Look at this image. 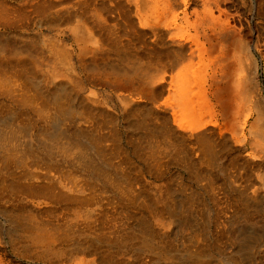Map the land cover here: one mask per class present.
<instances>
[{
  "label": "bare ground",
  "instance_id": "obj_1",
  "mask_svg": "<svg viewBox=\"0 0 264 264\" xmlns=\"http://www.w3.org/2000/svg\"><path fill=\"white\" fill-rule=\"evenodd\" d=\"M0 264H264V0H0Z\"/></svg>",
  "mask_w": 264,
  "mask_h": 264
}]
</instances>
